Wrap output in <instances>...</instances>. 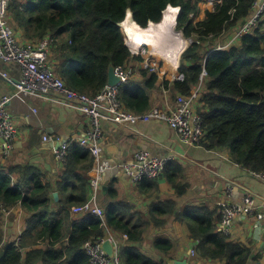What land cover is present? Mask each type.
Listing matches in <instances>:
<instances>
[{
  "label": "trees",
  "instance_id": "16d2710c",
  "mask_svg": "<svg viewBox=\"0 0 264 264\" xmlns=\"http://www.w3.org/2000/svg\"><path fill=\"white\" fill-rule=\"evenodd\" d=\"M202 2L28 0L24 3L12 0L8 18L13 30L24 31L25 37L34 43L33 47L48 38L49 50L59 54L58 76L70 89L95 97L108 85L110 67H128L134 61H142L132 57L119 26L126 10L132 8L136 23L146 28L151 22L160 23L168 6L180 7L175 30L181 31L186 39L196 41L180 58L179 73L184 80L166 81L161 85L156 74L140 70L142 82L128 83L120 89L124 108L143 114L152 109L151 98L155 92L168 90L174 101L179 95L190 96L201 86L197 108L204 127L201 146L208 151L227 149L232 161L242 169L264 174V21L261 20L251 34L242 36L239 46L217 50L210 55L214 49L213 41L243 25L252 15L255 0H223L213 12H207L205 20L196 22L195 16L201 12ZM204 71L207 76L202 81ZM81 159L87 162L85 171L77 178L75 167ZM66 162L62 178L67 182L74 177L78 179L74 188L78 197L69 203L72 208L88 200L85 173L91 170L93 159L88 153L82 154L81 148L70 154ZM177 169L181 170L177 163H170L163 175L168 174V181L176 189L177 196H182L189 185L178 181ZM43 179L41 171L31 166L1 167L0 264H90L84 246L103 240L108 228L114 235L127 234L128 241L134 244L119 247L118 257L124 264H162L151 262L139 251L142 231L130 226L138 216L133 207L124 202L109 209L103 220L91 217L77 223L65 246L62 235L56 233L60 223L58 217L63 213L69 217L70 213L66 209L51 212L53 201L50 196L54 188ZM18 205L31 217L23 234L14 240L4 233V218ZM158 206L167 209V213L174 214L178 210L177 202L172 199ZM218 210L187 207L177 213V218L188 224L198 243L196 251L201 259L223 264H248L253 251L217 232L214 222L216 218L221 220ZM47 214L49 217L44 218ZM41 227L46 229L38 232ZM41 239L46 248L37 247Z\"/></svg>",
  "mask_w": 264,
  "mask_h": 264
},
{
  "label": "crops",
  "instance_id": "0c3cea01",
  "mask_svg": "<svg viewBox=\"0 0 264 264\" xmlns=\"http://www.w3.org/2000/svg\"><path fill=\"white\" fill-rule=\"evenodd\" d=\"M19 1L28 2V0ZM208 11L213 12L214 9L209 5L201 4V12L195 17L196 22L205 20ZM242 26L225 32L213 41L214 49L210 55L218 48L228 49L239 46L241 38L237 34ZM120 28L123 34L127 35L121 26ZM15 34L23 45L34 46V43L25 37L24 31L15 30ZM63 38L66 39V37ZM48 53V64L58 75L59 54L54 50H48ZM131 67L134 69V75L129 84L142 82L143 78L139 74L142 69L139 62H132ZM164 68L171 67L164 65L163 71ZM4 73H7L14 83L6 80L2 76ZM173 75L168 77L167 74V79L161 78L159 83L162 85L166 81L173 82ZM21 78L22 71L17 64L6 63L0 58V98L3 96L11 98L7 109L17 128L14 149L8 159L4 160L0 157V166L11 168L24 165L41 171L44 176L43 182L54 188L50 196L53 201L51 212L59 213L66 209L70 213L69 217L64 213L58 217L60 223L56 233L62 235L64 238L62 243L65 246L68 245L74 226L90 218L84 214L74 213L72 209L74 206L97 203L104 210V218H106L109 209L124 202L131 205L138 216L132 220L130 226L138 228V232L142 231L143 240L138 245L139 251L151 262L176 264L186 261L187 264H223L220 261L204 260L199 257L196 251L198 243L193 239L188 224L177 218V213L187 207H208L215 211L222 208V205L241 203L243 197L249 193L254 196L257 204H261L264 201L262 180L235 164L227 149L208 151L202 146H189L182 143L176 131L163 121L153 120L136 125H117L103 121V159L110 164L111 170L98 191L97 201H94L89 180L96 160L79 143L81 135L90 127V118L67 104L65 98L58 92H52L46 98L19 95L15 82H19ZM177 98L173 101L171 92L162 89L153 93L151 105L152 108L162 110L175 109ZM199 106L197 101L196 109ZM63 142L70 143L66 160L70 154L77 153L81 148L82 154L88 153L93 159L91 170L85 173L88 183V200L72 208H69V203L78 197L74 194V188L78 184L77 178L85 171L84 164L87 160L81 159L77 163L75 167L77 178L74 177L67 182L62 178L67 162L61 163L56 157V152ZM140 151L167 158L169 164L177 163L181 167V170L177 169L178 181L187 183L188 191L182 196H177L176 189L168 181L166 173L157 180L132 183L124 173L122 165L130 163L135 154ZM32 187L31 184L28 188L31 189L30 192ZM169 199L177 202L178 210L174 214L167 213V209L158 206ZM30 217L31 214L18 205L9 216L4 218V233L11 236V239H19ZM48 217L49 214L44 218ZM125 218L128 219V216L126 215ZM214 225L217 226V232L222 233L218 218ZM42 227L38 228V232L46 229ZM105 238L109 239L114 246V256L116 254L118 256L119 247L134 246L128 241L127 234L114 235L109 228ZM229 240L240 243L253 251L254 255L248 264H264V232L259 234L254 230L253 218L236 219ZM162 242L168 244H162ZM38 243L37 247L46 248V243L42 239ZM193 251L195 255H192Z\"/></svg>",
  "mask_w": 264,
  "mask_h": 264
},
{
  "label": "built area",
  "instance_id": "2783aa9c",
  "mask_svg": "<svg viewBox=\"0 0 264 264\" xmlns=\"http://www.w3.org/2000/svg\"><path fill=\"white\" fill-rule=\"evenodd\" d=\"M11 1L0 0V58L6 63H15L20 67L22 78L16 84L19 95L46 98L52 92H58L65 98L67 104L72 105L78 112L90 118V127L81 135L79 143L96 160L89 180L94 201H97L98 191L111 170L110 164L103 159V121H109L117 125H136L149 123L153 120L163 121L176 131L182 143L189 146L201 145L204 139V127L202 118L196 109V103L200 97V87L195 89L190 96L179 95L175 109L152 108L146 113L137 114L124 108L120 95V89L127 85L134 75V69L130 65L115 68V73L119 78L118 84L114 86L107 85L97 96L90 97L76 92L70 89L66 82L56 75L48 64L50 45L48 38L35 47L23 45L18 41L8 18V7ZM222 2L223 0H203L202 3L215 10V7ZM193 16L192 18H194ZM263 17L264 0H255L254 12L239 29L237 36L241 38L244 35L251 34ZM176 34L183 38L181 31L176 32ZM183 39L188 41L185 37ZM188 42L189 47L196 41L189 40ZM125 43L133 58H142L139 63L142 70H149L151 73L156 74L159 79H167V72L163 71V66L168 65L175 71L173 82L184 80V76L179 73L180 60L177 67H175L169 60L159 56L155 49L133 44L128 34L125 35ZM217 50L223 49L218 48ZM155 55L159 56L160 60H157ZM2 76L9 82H13V79L8 77L7 73L2 74ZM206 76L207 73L204 71L201 80L203 81ZM10 101L9 96L0 98V157L4 160L11 155L17 134L14 120L7 109ZM69 148L70 143L63 142L60 144L56 157L61 163H65ZM168 163L167 158H160L147 151H140L135 154L130 163L122 165V169L132 183H140L144 180L161 178ZM255 175L264 182V174ZM72 209L76 214L104 218V210L97 203L75 206ZM219 214L221 232L225 235L229 236L231 234L236 219L247 218L254 219V230L257 233L264 232V201L257 204L254 196L250 193L246 194L239 204L222 205ZM103 242L104 239L85 244L84 249L90 264H124L117 254L110 258L102 251L101 245ZM192 255H195L194 251Z\"/></svg>",
  "mask_w": 264,
  "mask_h": 264
},
{
  "label": "bare ground",
  "instance_id": "6f19581e",
  "mask_svg": "<svg viewBox=\"0 0 264 264\" xmlns=\"http://www.w3.org/2000/svg\"><path fill=\"white\" fill-rule=\"evenodd\" d=\"M180 11V7L168 6L162 21L160 23L151 22L146 28L138 25L129 16L121 27L130 36V41L133 44L155 49L159 56L169 60L173 66L177 67L181 55L189 44L174 30ZM165 70L168 72V77L174 74V70L171 68Z\"/></svg>",
  "mask_w": 264,
  "mask_h": 264
},
{
  "label": "water",
  "instance_id": "95a60500",
  "mask_svg": "<svg viewBox=\"0 0 264 264\" xmlns=\"http://www.w3.org/2000/svg\"><path fill=\"white\" fill-rule=\"evenodd\" d=\"M130 16V18L134 21V12L132 10V8H128L126 10V14H125V18H124V21H126V19ZM123 21V22H124ZM122 22V23H123ZM122 23L119 24V26L122 25ZM119 82V78L117 77L116 73H115V68L114 67H110V70H109V78H108V85L110 86H114L116 84H118ZM14 83V82H13ZM18 82H15V84H17ZM60 147V146H59ZM101 249L102 251L108 255L110 258H113L114 257V246L111 244V242L109 241V239H104V242L102 243L101 245ZM176 264H187L186 261H183V262H177Z\"/></svg>",
  "mask_w": 264,
  "mask_h": 264
},
{
  "label": "clouds",
  "instance_id": "9594fccd",
  "mask_svg": "<svg viewBox=\"0 0 264 264\" xmlns=\"http://www.w3.org/2000/svg\"><path fill=\"white\" fill-rule=\"evenodd\" d=\"M167 8H168V7H167ZM178 8H179V7H178ZM166 10H167V9H166ZM166 10H165V11H166ZM165 11H164V12H165ZM163 14H164V13H163ZM149 25H150V23H149ZM149 25H148V26H149ZM175 32H179V31H176V30H175ZM183 36H184V35H183ZM124 37H125V35H124ZM189 47H190V46H189ZM189 47H188V48H189ZM186 50H187V49H186ZM184 52H185V51H184ZM180 58H181V57H180ZM200 88H201V86H200ZM200 93H201V91H200ZM200 146H201V145H200ZM168 164H169V163H168ZM74 207H75V206H74ZM104 217H105V213H104ZM90 218H91V217H90ZM103 219H104V218H103ZM103 219H102V220H103ZM104 239H105V238H104Z\"/></svg>",
  "mask_w": 264,
  "mask_h": 264
},
{
  "label": "rangeland",
  "instance_id": "374dc122",
  "mask_svg": "<svg viewBox=\"0 0 264 264\" xmlns=\"http://www.w3.org/2000/svg\"><path fill=\"white\" fill-rule=\"evenodd\" d=\"M201 4H204V3H201ZM200 6H201V5H200ZM202 7L205 8L204 5H202ZM183 38H184V36H183ZM188 41H189V40H188ZM155 57H156L157 60H160V57H159V56L155 55ZM179 60H180V59H179ZM131 64H132V63H131ZM165 69H166V68H165Z\"/></svg>",
  "mask_w": 264,
  "mask_h": 264
}]
</instances>
